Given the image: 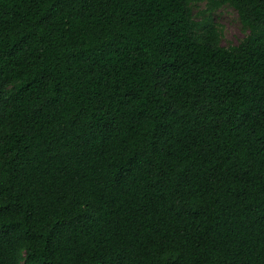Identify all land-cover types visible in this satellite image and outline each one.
<instances>
[{
  "label": "trees",
  "instance_id": "trees-1",
  "mask_svg": "<svg viewBox=\"0 0 264 264\" xmlns=\"http://www.w3.org/2000/svg\"><path fill=\"white\" fill-rule=\"evenodd\" d=\"M0 264H264V0H0Z\"/></svg>",
  "mask_w": 264,
  "mask_h": 264
},
{
  "label": "rangeland",
  "instance_id": "rangeland-1",
  "mask_svg": "<svg viewBox=\"0 0 264 264\" xmlns=\"http://www.w3.org/2000/svg\"><path fill=\"white\" fill-rule=\"evenodd\" d=\"M193 13L199 24L204 25L211 20L219 28L224 47L239 45L249 34V31L244 30L238 12L231 6H223L211 12L206 3H199L194 5Z\"/></svg>",
  "mask_w": 264,
  "mask_h": 264
}]
</instances>
